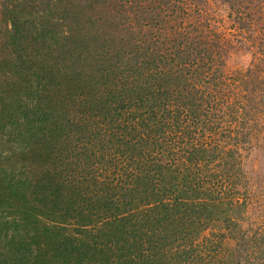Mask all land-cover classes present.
<instances>
[{"label":"trees","instance_id":"1","mask_svg":"<svg viewBox=\"0 0 264 264\" xmlns=\"http://www.w3.org/2000/svg\"><path fill=\"white\" fill-rule=\"evenodd\" d=\"M7 132L0 264H264V0H0Z\"/></svg>","mask_w":264,"mask_h":264},{"label":"rangeland","instance_id":"2","mask_svg":"<svg viewBox=\"0 0 264 264\" xmlns=\"http://www.w3.org/2000/svg\"><path fill=\"white\" fill-rule=\"evenodd\" d=\"M254 62H256V60ZM262 139L261 146L252 150L251 160L253 166L249 169L252 171V183L249 184L250 187L246 191L247 195H242L246 197L249 195L248 200L246 199L248 202L247 210L241 213V215H243L241 217H248V221L239 220L244 228L250 226L248 224L250 222L252 223L253 229L259 232L262 231V219H264V137ZM14 140L15 143H12ZM16 141L20 142L15 136H9V132H7L5 136L0 134V185L3 188L10 186L14 187L15 184L22 186L23 183L31 180L28 166L29 163H31V165L34 163V156L32 157L30 153L28 154L27 151L29 148L26 142L21 144ZM6 176L14 178L11 183L6 182L7 180L4 179ZM239 190L241 193H244L243 188ZM9 211L10 209L4 204V199L0 197V252L2 250L1 247L6 243V236L12 235L10 228H13V226H10L8 222H10L9 220L13 217ZM253 229L250 232L252 234ZM27 230L30 234L35 231L33 227H29ZM21 233L22 232H19V234ZM229 239H227L226 242L229 241L228 245H232L234 241ZM14 254H16V250H12L11 255ZM2 257H4V255L0 253V259H2Z\"/></svg>","mask_w":264,"mask_h":264}]
</instances>
